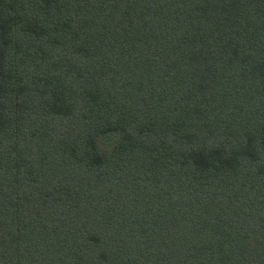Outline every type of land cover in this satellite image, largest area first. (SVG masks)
Here are the masks:
<instances>
[{
	"label": "trees",
	"instance_id": "1",
	"mask_svg": "<svg viewBox=\"0 0 264 264\" xmlns=\"http://www.w3.org/2000/svg\"><path fill=\"white\" fill-rule=\"evenodd\" d=\"M0 264H264V0H0Z\"/></svg>",
	"mask_w": 264,
	"mask_h": 264
}]
</instances>
